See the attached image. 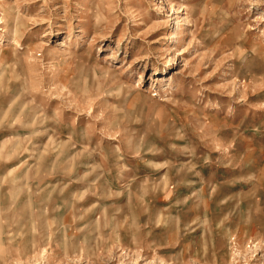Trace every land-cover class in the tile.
<instances>
[{
    "label": "rangeland",
    "instance_id": "obj_1",
    "mask_svg": "<svg viewBox=\"0 0 264 264\" xmlns=\"http://www.w3.org/2000/svg\"><path fill=\"white\" fill-rule=\"evenodd\" d=\"M0 264H264V0H0Z\"/></svg>",
    "mask_w": 264,
    "mask_h": 264
}]
</instances>
